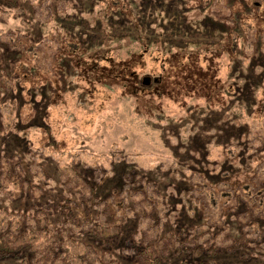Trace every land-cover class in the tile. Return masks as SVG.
<instances>
[{"label": "rangeland", "instance_id": "374dc122", "mask_svg": "<svg viewBox=\"0 0 264 264\" xmlns=\"http://www.w3.org/2000/svg\"><path fill=\"white\" fill-rule=\"evenodd\" d=\"M0 76V212L62 263L264 264V0H0Z\"/></svg>", "mask_w": 264, "mask_h": 264}, {"label": "trees", "instance_id": "16d2710c", "mask_svg": "<svg viewBox=\"0 0 264 264\" xmlns=\"http://www.w3.org/2000/svg\"><path fill=\"white\" fill-rule=\"evenodd\" d=\"M1 1L10 6L17 2V0ZM208 32L210 31L206 30L202 35H209ZM4 82L5 78L0 76V84ZM2 86H0V92ZM7 213V211L0 212V215H3L0 217V260H14L17 261L15 264H54L55 260H59L60 264H64L61 258L56 256L59 252L58 243L60 240L56 238V235H60L61 231L51 225L46 217L39 220V222L44 223L42 227H39L41 226L39 222V225L35 226L29 219L20 214L11 215ZM74 220L77 218L75 217ZM48 226L54 228L55 232L48 230ZM42 233L45 235L43 236ZM91 233L96 237L110 238L118 233V228L109 227L106 224H97ZM175 237L174 234L168 232L160 237L155 245L145 247L139 254L140 258L136 261L137 264H161L163 258L172 254V250L175 249L176 251L177 249L181 252L186 249L187 251V248L178 243ZM203 252L204 250L200 247L194 249L196 254L201 255ZM207 252L211 256L216 254L213 247H209Z\"/></svg>", "mask_w": 264, "mask_h": 264}, {"label": "water", "instance_id": "95a60500", "mask_svg": "<svg viewBox=\"0 0 264 264\" xmlns=\"http://www.w3.org/2000/svg\"><path fill=\"white\" fill-rule=\"evenodd\" d=\"M150 83V80L148 78H144L142 81V84L147 86Z\"/></svg>", "mask_w": 264, "mask_h": 264}]
</instances>
